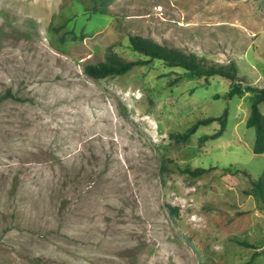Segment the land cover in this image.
<instances>
[{
	"label": "rangeland",
	"instance_id": "rangeland-1",
	"mask_svg": "<svg viewBox=\"0 0 264 264\" xmlns=\"http://www.w3.org/2000/svg\"><path fill=\"white\" fill-rule=\"evenodd\" d=\"M136 34L264 86V0H0V264H264L254 93L161 60L86 73Z\"/></svg>",
	"mask_w": 264,
	"mask_h": 264
},
{
	"label": "trees",
	"instance_id": "trees-1",
	"mask_svg": "<svg viewBox=\"0 0 264 264\" xmlns=\"http://www.w3.org/2000/svg\"><path fill=\"white\" fill-rule=\"evenodd\" d=\"M64 23L65 22H63L62 25ZM62 39H64V37H62ZM130 47L133 51L138 52L140 56L125 57L113 51V49H110L105 60L97 63H87L85 65L86 73L95 78L120 76L128 73L136 66L147 65L153 60H161L167 66L182 67L188 78H209L213 75L226 77L231 81L230 90L227 93L228 96L232 97L236 94L243 96L249 91L254 93V100L246 124L250 127H254L256 130L254 152L257 154L264 153V113L259 107V104L264 101V86L250 84L245 88H242L241 83L239 82V66L236 61L232 60L228 63L209 62L203 56H199L195 51H188L182 48L164 45L152 38H147L138 34L130 36ZM214 120L220 121V128L212 134L206 133L202 135L201 139L207 140L220 137L223 135L228 125L227 109H225L223 114L218 117H209L198 120L185 133L181 134L179 139L185 140L189 138L191 134L196 132L199 125L208 124ZM206 171H208L206 168H197L195 171H191V174L201 175ZM242 172L245 175L252 177V174L248 170H242ZM247 193L254 195L260 200L264 212V173L259 178L252 179V187L247 190ZM170 209L171 211H174L176 208L170 206ZM249 241L250 240H246L241 243L243 245H249ZM250 263L251 262L241 264Z\"/></svg>",
	"mask_w": 264,
	"mask_h": 264
},
{
	"label": "bare ground",
	"instance_id": "bare-ground-1",
	"mask_svg": "<svg viewBox=\"0 0 264 264\" xmlns=\"http://www.w3.org/2000/svg\"><path fill=\"white\" fill-rule=\"evenodd\" d=\"M30 113V112H29ZM31 113H33V112H31ZM38 114V113H37ZM40 115V114H39ZM35 116V115H34ZM38 116V115H37ZM38 117H40V116H38ZM32 118V117H31ZM36 119V118H35ZM29 121H31L30 119H29ZM42 125V124H41ZM33 127V126H32ZM43 128H45V127H43ZM18 129V128H17ZM47 129V128H46ZM48 129H50V128H48ZM55 129V128H54ZM53 129V130H54ZM20 130V129H19ZM35 132V131H34ZM26 133H27V131H26ZM53 134V133H52ZM27 135V134H26ZM23 136H24V134H23ZM53 136V135H52ZM29 138H31L30 136H28ZM141 264V263H140Z\"/></svg>",
	"mask_w": 264,
	"mask_h": 264
}]
</instances>
